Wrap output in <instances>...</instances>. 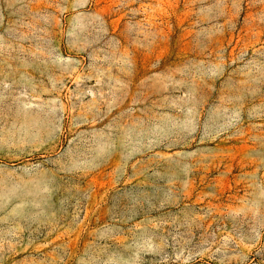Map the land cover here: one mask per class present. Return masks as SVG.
Segmentation results:
<instances>
[{
    "label": "rangeland",
    "instance_id": "1",
    "mask_svg": "<svg viewBox=\"0 0 264 264\" xmlns=\"http://www.w3.org/2000/svg\"><path fill=\"white\" fill-rule=\"evenodd\" d=\"M0 264H264V0H0Z\"/></svg>",
    "mask_w": 264,
    "mask_h": 264
}]
</instances>
